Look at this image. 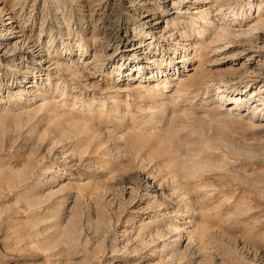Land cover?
I'll use <instances>...</instances> for the list:
<instances>
[{"label":"rangeland","instance_id":"rangeland-1","mask_svg":"<svg viewBox=\"0 0 264 264\" xmlns=\"http://www.w3.org/2000/svg\"><path fill=\"white\" fill-rule=\"evenodd\" d=\"M0 264H264V0H0Z\"/></svg>","mask_w":264,"mask_h":264},{"label":"bare ground","instance_id":"bare-ground-1","mask_svg":"<svg viewBox=\"0 0 264 264\" xmlns=\"http://www.w3.org/2000/svg\"><path fill=\"white\" fill-rule=\"evenodd\" d=\"M242 100V96L241 97H237V98H235V101L233 102V103H231L230 105H234L235 104V108H238V106L240 105V103L242 102L241 101ZM245 100V99H244ZM230 109V108H229ZM176 231H177V228H173L172 230H171V232H175L176 233ZM177 239H179V238H177ZM176 241V240H175ZM178 241V240H177ZM175 243V242H174Z\"/></svg>","mask_w":264,"mask_h":264}]
</instances>
